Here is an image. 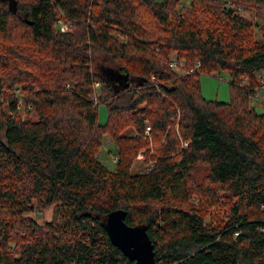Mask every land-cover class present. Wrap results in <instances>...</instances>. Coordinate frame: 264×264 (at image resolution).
<instances>
[{
	"label": "trees",
	"instance_id": "1",
	"mask_svg": "<svg viewBox=\"0 0 264 264\" xmlns=\"http://www.w3.org/2000/svg\"><path fill=\"white\" fill-rule=\"evenodd\" d=\"M223 71L231 99L206 98ZM262 85L264 0H0V264H135L116 209L157 264H264Z\"/></svg>",
	"mask_w": 264,
	"mask_h": 264
},
{
	"label": "rangeland",
	"instance_id": "2",
	"mask_svg": "<svg viewBox=\"0 0 264 264\" xmlns=\"http://www.w3.org/2000/svg\"><path fill=\"white\" fill-rule=\"evenodd\" d=\"M184 3H188L189 0H183ZM248 14V13H247ZM58 21L57 24L61 28V30H67L69 28V24L65 21L61 20ZM65 24V25H63ZM111 66V72L113 73V67L114 64L111 61L105 60V57L103 54L99 53L94 57V69L97 72H103L104 69ZM229 73L226 71H223L222 73H215V74H206L203 73L200 76V83L202 88L203 95L212 100H221V101H228L231 99V92H230V86H229ZM97 86L100 85L99 81H96L95 83ZM264 86H261L259 90L263 89ZM258 101L255 100L254 104L256 106V109L258 112H264V91L260 96L257 98ZM108 112H107V106L104 103L99 104V120L101 123L105 122L107 120ZM115 143L113 142V139L106 135L103 138V145L99 153V158L104 162L106 165H108L110 168L115 167V161L117 159L116 151H115ZM153 162H146L142 155H139L137 158L134 168V171H141V172H147L153 167ZM32 215L34 218H37L40 222H44L45 219H51L53 216V209L48 208L46 209L42 214L40 213H28Z\"/></svg>",
	"mask_w": 264,
	"mask_h": 264
},
{
	"label": "water",
	"instance_id": "3",
	"mask_svg": "<svg viewBox=\"0 0 264 264\" xmlns=\"http://www.w3.org/2000/svg\"><path fill=\"white\" fill-rule=\"evenodd\" d=\"M126 215L125 209H116L103 222L111 242L134 260L135 264H157L154 241L149 235L148 227L144 224H128L125 221Z\"/></svg>",
	"mask_w": 264,
	"mask_h": 264
},
{
	"label": "built area",
	"instance_id": "4",
	"mask_svg": "<svg viewBox=\"0 0 264 264\" xmlns=\"http://www.w3.org/2000/svg\"><path fill=\"white\" fill-rule=\"evenodd\" d=\"M59 22H60V25H61V20H59ZM63 25H65V24H63ZM200 63H198V65H199ZM171 65L172 66H174V67H176L177 66V64H176V61L174 60L172 63H171ZM197 65V66H198ZM194 71V69L193 68H191L190 70H189V72H193ZM262 86H264V85H262ZM147 129H149V126L147 127Z\"/></svg>",
	"mask_w": 264,
	"mask_h": 264
}]
</instances>
